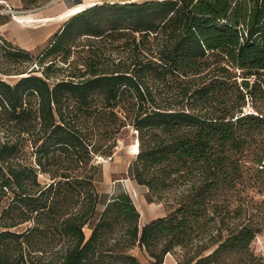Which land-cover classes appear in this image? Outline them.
<instances>
[{
	"label": "trees",
	"instance_id": "trees-1",
	"mask_svg": "<svg viewBox=\"0 0 264 264\" xmlns=\"http://www.w3.org/2000/svg\"><path fill=\"white\" fill-rule=\"evenodd\" d=\"M126 33L134 48L151 36L147 56L103 68L91 54L83 70L49 81L80 37ZM38 55L44 75L26 66L15 83L0 77V123L18 131L0 141V264H144L135 247L153 264L176 251L180 264H264L251 248L264 221L231 206L245 172H264V0L96 2ZM169 78L177 93L161 96L153 87ZM128 123L138 140L130 177L173 205L141 224L123 188L98 208L95 156H110ZM25 144L33 161L22 159Z\"/></svg>",
	"mask_w": 264,
	"mask_h": 264
},
{
	"label": "rangeland",
	"instance_id": "rangeland-1",
	"mask_svg": "<svg viewBox=\"0 0 264 264\" xmlns=\"http://www.w3.org/2000/svg\"><path fill=\"white\" fill-rule=\"evenodd\" d=\"M104 1L115 0H98L97 3ZM79 4V3H77ZM93 4V2H91ZM90 4V5H91ZM5 5V4H4ZM0 5L1 9L3 7ZM76 4L73 0H22L19 8L13 7L18 10L19 14H30L26 19L31 17H46L55 15L59 9L71 8ZM78 9L74 13L82 10ZM66 15L62 20H41L33 22H19L12 17V13L6 11H0V18L5 19L6 22L0 27V77L5 79L9 83H15L21 76L20 73H15L24 69L26 66L34 67V73L44 75L42 71V65L38 62V55L49 43V39L52 34L62 25V23L68 19L71 15ZM127 32V31H126ZM129 33V32H128ZM118 36H103V37H86L79 38L78 46L71 47V53L69 57V64L64 61L57 60L56 64L51 66L47 73L50 74L49 81L53 82L54 79L66 76L67 74L78 73V69L83 70L81 62L83 58H87L88 55L95 54L101 61V67L113 68L120 65H130V61L134 55L147 56L149 47L152 46V38L136 36V41H139L137 48H134V43L130 41L131 35ZM148 39V40H146ZM143 40V43H142ZM11 45H9V44ZM87 46H84V45ZM83 45V46H82ZM154 46V44H153ZM18 48L25 49L30 57H24L17 51ZM96 48V49H95ZM47 60V59H44ZM46 64V62H42ZM131 66V65H130ZM80 70V71H81ZM2 71H8L10 73H3ZM178 80H169L163 85L153 87L157 92L161 93V96H173L177 93ZM146 85H154L151 81H147ZM264 107V101L261 102ZM246 111H254L251 104L247 102L244 106ZM3 119V117H2ZM18 131L14 125L1 121L0 123V141L7 136L16 137ZM21 135V134H20ZM137 140V132L133 126L128 123L124 127H121L116 133L115 145L113 152L110 156H95V162L99 163V171L96 175V187L101 193V201L98 204V208L103 207L105 200L116 189H125L132 197L134 203L140 211V224L156 216L164 215L168 212L173 205L171 200L162 198L159 199L156 196L149 194L146 186L136 183L129 175L128 165L135 157L132 144ZM23 150L27 154L22 158L24 161H33V153L30 150V145L25 144ZM264 162V157H263ZM246 180L244 186H241L239 191H234L231 197V206L237 204L242 205V211H245L253 219L264 221V172L249 169L245 172ZM38 179L42 183L48 182L50 179L48 175L40 173ZM244 212V214H245ZM241 212V216H243ZM30 225L29 222L22 223L13 229L21 230L24 227ZM86 235L89 234V229H85ZM251 248L253 251L260 255L264 260V223L262 230L258 232L255 238L251 242ZM132 253L138 256V258L144 264H153L152 259L147 254L135 247L131 250ZM182 258L179 252H168L163 257V261L160 264H180Z\"/></svg>",
	"mask_w": 264,
	"mask_h": 264
},
{
	"label": "crops",
	"instance_id": "crops-1",
	"mask_svg": "<svg viewBox=\"0 0 264 264\" xmlns=\"http://www.w3.org/2000/svg\"><path fill=\"white\" fill-rule=\"evenodd\" d=\"M115 1H130V0H115ZM21 2L22 0H0V5H4V4H8L10 6H15L16 8H19V6H21ZM91 2L96 3L98 2V0H82L79 4H76L74 6H72L71 8H66V9H59L57 10L55 13V15H50V16H46V17H31V19H26L28 18L27 16H29L30 14H19V15H13L12 17H15V19L19 22H33V21H41V20H62L66 15H69L71 13H74L75 11H77L78 9H81L82 7H87L91 4ZM6 20H3L0 18V27L3 26V24H5Z\"/></svg>",
	"mask_w": 264,
	"mask_h": 264
},
{
	"label": "built area",
	"instance_id": "built-area-1",
	"mask_svg": "<svg viewBox=\"0 0 264 264\" xmlns=\"http://www.w3.org/2000/svg\"><path fill=\"white\" fill-rule=\"evenodd\" d=\"M3 7H7V9H6V8H4V9H1V8H0V11H1V10H2V11L4 10V11H6V12L12 13V15H17L18 10L14 9L12 6H10V5H8V4H5Z\"/></svg>",
	"mask_w": 264,
	"mask_h": 264
},
{
	"label": "bare ground",
	"instance_id": "bare-ground-1",
	"mask_svg": "<svg viewBox=\"0 0 264 264\" xmlns=\"http://www.w3.org/2000/svg\"><path fill=\"white\" fill-rule=\"evenodd\" d=\"M132 147H133V152L136 153L138 151V140H136L133 144H132Z\"/></svg>",
	"mask_w": 264,
	"mask_h": 264
}]
</instances>
